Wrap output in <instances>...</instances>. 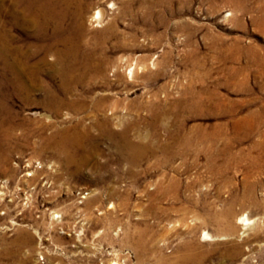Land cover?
Returning <instances> with one entry per match:
<instances>
[{
  "label": "rangeland",
  "instance_id": "1",
  "mask_svg": "<svg viewBox=\"0 0 264 264\" xmlns=\"http://www.w3.org/2000/svg\"><path fill=\"white\" fill-rule=\"evenodd\" d=\"M10 2L0 264H264V0Z\"/></svg>",
  "mask_w": 264,
  "mask_h": 264
},
{
  "label": "bare ground",
  "instance_id": "2",
  "mask_svg": "<svg viewBox=\"0 0 264 264\" xmlns=\"http://www.w3.org/2000/svg\"><path fill=\"white\" fill-rule=\"evenodd\" d=\"M163 1L164 0H155V1L150 0V2H152V4L156 5V6L161 5V2L163 3ZM167 1H169L170 4H172V2H173V0H167ZM10 3H12V5H10L11 6V8H10V10H11V22H12V20L16 22V20L19 18L18 12H16V9L14 8L15 6H17L19 4V5H22V10H20V11H22V16L24 18H27V19L29 17V19H28L29 23H33V24L39 23V25H40V23H44V24L64 23V21L66 19H69L70 17L75 19L74 21H72L73 23H80L78 18L81 15L82 9H83V0H12V2H10ZM73 6H74V10H72ZM35 7H36V11L34 9ZM0 9H2V11H3L2 12V18L6 17V13H5L6 12V0H0ZM102 14H103L102 10L97 9L96 11L93 12L92 17L95 20H99L102 18ZM229 14L230 13H228L227 15H229ZM2 23H4V26H5V19H4V21H2ZM79 25H81V24H79ZM5 32H7V31H5ZM5 32L1 31V34H0V60L5 62L4 65H5V67L8 68V70H10L11 72H16L18 65L15 63V61L14 62L13 61L8 62V59H9L8 55L10 52V48L8 47V45L10 43L8 44V41L6 40ZM8 34H9V32H8ZM67 42H65V43H67ZM42 46H44V45H42ZM70 49H71V47H70ZM70 51L73 53V57L75 58L76 55L73 52V50H70ZM133 71H134V67H130L128 69L127 73H128L129 77H132ZM75 80L78 81L79 78H76ZM13 88L15 90L14 92H16L18 94V89L15 87H13ZM0 101L3 104L4 100L0 99ZM247 127H248V125H247ZM245 129H246V127H245ZM253 130L254 129L251 126L248 127L245 131L243 130L244 132H243L242 137H245V138L248 137L249 135H251ZM239 222L242 225H249V223L251 224V221H249L246 217H243V216L242 217L240 216Z\"/></svg>",
  "mask_w": 264,
  "mask_h": 264
}]
</instances>
